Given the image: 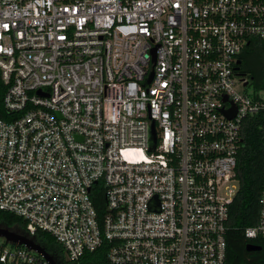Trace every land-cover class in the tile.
<instances>
[{
    "label": "built area",
    "instance_id": "2783aa9c",
    "mask_svg": "<svg viewBox=\"0 0 264 264\" xmlns=\"http://www.w3.org/2000/svg\"><path fill=\"white\" fill-rule=\"evenodd\" d=\"M249 46L264 0H0V209L75 264H227L246 119L264 142ZM0 264L50 263L0 238Z\"/></svg>",
    "mask_w": 264,
    "mask_h": 264
},
{
    "label": "trees",
    "instance_id": "16d2710c",
    "mask_svg": "<svg viewBox=\"0 0 264 264\" xmlns=\"http://www.w3.org/2000/svg\"><path fill=\"white\" fill-rule=\"evenodd\" d=\"M242 68L254 79L256 88H264V58L257 49L249 46L242 55ZM5 85L0 81V98ZM263 130L257 118H248L244 124L245 146L239 154L237 175L241 189L230 208L229 230L227 234V264H264V237L248 238L245 228L255 225L260 215L259 198L264 183V142ZM92 200L100 218L106 213V193L100 182L92 190ZM0 225L32 237L50 252L58 264H75L67 260L65 250L49 232L37 230L30 235L26 221L15 213L0 209ZM260 246V250L248 251L247 245ZM106 246L85 256L84 262L109 264L106 260Z\"/></svg>",
    "mask_w": 264,
    "mask_h": 264
},
{
    "label": "water",
    "instance_id": "95a60500",
    "mask_svg": "<svg viewBox=\"0 0 264 264\" xmlns=\"http://www.w3.org/2000/svg\"><path fill=\"white\" fill-rule=\"evenodd\" d=\"M152 132L153 134H155L154 125L152 126ZM0 238H4L6 242L11 243L13 245L26 246L34 250L38 254L43 255L45 259L49 261L50 264H58L54 256L50 252H48L43 246L37 243L33 238L15 229L13 230L10 227L0 225ZM246 249L248 251H256V250H260L261 247L257 245L249 244L247 245Z\"/></svg>",
    "mask_w": 264,
    "mask_h": 264
},
{
    "label": "rangeland",
    "instance_id": "374dc122",
    "mask_svg": "<svg viewBox=\"0 0 264 264\" xmlns=\"http://www.w3.org/2000/svg\"><path fill=\"white\" fill-rule=\"evenodd\" d=\"M259 52H261V51L259 50ZM261 53H262V52H261ZM253 87H254V86H253V85H251L249 88H247V89H248V91H250V92H251V91H252V89H253ZM12 229L14 230V228H12Z\"/></svg>",
    "mask_w": 264,
    "mask_h": 264
}]
</instances>
